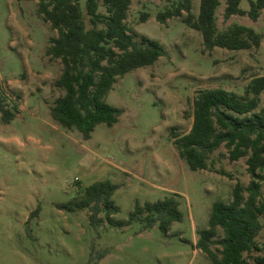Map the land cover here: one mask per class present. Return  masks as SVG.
I'll return each instance as SVG.
<instances>
[{"label": "rangeland", "instance_id": "1", "mask_svg": "<svg viewBox=\"0 0 264 264\" xmlns=\"http://www.w3.org/2000/svg\"><path fill=\"white\" fill-rule=\"evenodd\" d=\"M177 1L131 0L126 24L134 40H156L166 54L113 84L105 101L123 110L118 122L97 125L83 140L50 116L62 95L54 85L61 64L46 54L56 31L37 14L36 0H0V100L18 108L10 123L0 121V264H210L195 248L198 231L207 227L214 202H228L236 182L247 184L245 158L231 162L220 147L206 170L192 171L172 135L190 130L200 90L243 94L252 78L264 76V10L255 22L247 15L225 20L219 0L218 29L251 27L261 44L206 51L201 34L181 19L157 20ZM199 3L192 0L195 16ZM240 7L247 10L248 0ZM100 181L117 186L113 223L103 210L92 221L87 208L61 207ZM168 197L178 201L182 220L167 233L128 220L136 203ZM256 242L264 253V229Z\"/></svg>", "mask_w": 264, "mask_h": 264}, {"label": "trees", "instance_id": "2", "mask_svg": "<svg viewBox=\"0 0 264 264\" xmlns=\"http://www.w3.org/2000/svg\"><path fill=\"white\" fill-rule=\"evenodd\" d=\"M36 1L37 14L56 31L46 54L61 64L54 85L62 95L50 108V116L88 140L97 125L112 127L123 112L105 101L113 84L136 69L153 65L166 52L156 40H134L126 24L131 0ZM241 1L225 0L224 19L247 15L257 21L264 10V0H248L247 10L240 7ZM219 5V0H200L195 16L192 0H178L172 8L157 14V20L164 23L167 19H181L201 34L206 51L216 47L231 51L259 48L262 36L251 27L234 23L222 31L218 29ZM262 93L264 76L252 78L243 94L223 88L200 90L193 100L190 130L172 135L179 156L192 171L206 170L210 156L220 147L227 150L231 162L245 158L247 184L236 182L228 202H214L207 227L198 231L195 248L207 256L210 264H264V253L256 242L264 229V107L259 108ZM17 110L16 105L12 110L7 108L1 99L0 121L10 123ZM116 188L108 181L94 182L84 189L78 202L61 207L87 208L92 221L98 220L103 210L106 220L113 223L112 216L119 211L112 200ZM178 206L174 197L142 206L136 203L128 220H137L144 228L157 225L167 233L172 223L182 220ZM214 244L220 249L213 250Z\"/></svg>", "mask_w": 264, "mask_h": 264}]
</instances>
